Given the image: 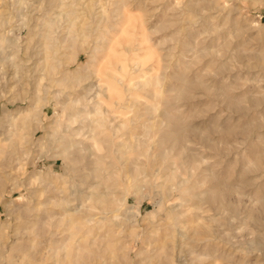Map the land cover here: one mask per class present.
<instances>
[{
	"label": "rangeland",
	"instance_id": "rangeland-1",
	"mask_svg": "<svg viewBox=\"0 0 264 264\" xmlns=\"http://www.w3.org/2000/svg\"><path fill=\"white\" fill-rule=\"evenodd\" d=\"M163 242L264 264V0H0V264Z\"/></svg>",
	"mask_w": 264,
	"mask_h": 264
},
{
	"label": "bare ground",
	"instance_id": "bare-ground-1",
	"mask_svg": "<svg viewBox=\"0 0 264 264\" xmlns=\"http://www.w3.org/2000/svg\"><path fill=\"white\" fill-rule=\"evenodd\" d=\"M62 49V48H61ZM54 50V49H53ZM57 52H58V50L57 49H55ZM51 53H55V51L54 52H51ZM55 55V54H54ZM54 55H52V58H53V56ZM49 59V58H48ZM44 60H45V58H44ZM49 60H51V59H49ZM54 60V59H53ZM49 62V61H48ZM51 62H52V60H51ZM51 64V63H50ZM50 64L48 65V66H50ZM47 65H45V68L47 67ZM53 66V65H52ZM55 67H56V65H55ZM54 67V68H55ZM108 67V66H107ZM44 68V73H45V69ZM105 68V67H104ZM50 70H52L53 71V68L51 67L50 68ZM50 70H48V67H47V71L49 72V74H50V72H52V71H50ZM56 70V69H55ZM106 70V69H105ZM55 72V71H54ZM54 72H52V74L54 73ZM100 72V71H99ZM117 72V71H116ZM119 72V71H118ZM52 74H50V76H52ZM108 74V73H107ZM47 75V74H46ZM99 75H100V73H99ZM48 76V75H47ZM44 77V76H43ZM43 77H42V79L41 80H43ZM98 77V76H97ZM47 78H49V76L47 77ZM100 78V77H99ZM98 78V79H99ZM114 78H117V77H113V78H110V81L109 82H111V80L112 81H114L113 83H114V85H109V88H108V92H109V90H111V93L110 94H112V91H114V90H117L118 91V89H116L115 87L117 86H115V79ZM104 80V79H103ZM101 81V80H100ZM70 82V81H69ZM118 82V81H117ZM73 83V82H72ZM108 85V84H107ZM116 92V91H115ZM114 92V93H115ZM109 97H110V95H108ZM109 99V98H108ZM94 141H96V140H94ZM99 142L97 141V144H98ZM105 158V157H104ZM118 172V171H117ZM104 193V192H103ZM106 194V193H105ZM100 197V195L99 194H97V193H92V194H90V195H88V198H90V199H93V200H97L98 198ZM103 197V196H102ZM106 197V196H105ZM106 200V199H105ZM110 209V208H109ZM111 210V209H110ZM171 211V210H170ZM111 212V211H110ZM169 212V211H168ZM170 213V212H169ZM171 216H174V217H176L175 215H171ZM109 220V219H108ZM175 222V221H174ZM172 223V222H171ZM153 244H156V243H153ZM157 245V244H156ZM155 246V245H154ZM153 248H155V247H153ZM157 251H156V253L154 254V255H151L153 252H151L150 253V255L151 256H149V258L150 259H147V260H149L146 264H168V261H167V257L168 256H164L163 254H165V253H167V252H163L162 253V251H164V250H166L167 251V245H166V243L165 242H163L162 244L161 243H159L158 244V246H157ZM155 249V250H156ZM148 250V249H147ZM155 250H153V251H155ZM152 251V250H151ZM39 252V251H38ZM162 255H163V257H165V258H162ZM167 255V254H166ZM35 257V256H34ZM34 257H32L33 259L28 263V264H39V260L37 261L36 259H34ZM21 264V263H20Z\"/></svg>",
	"mask_w": 264,
	"mask_h": 264
}]
</instances>
